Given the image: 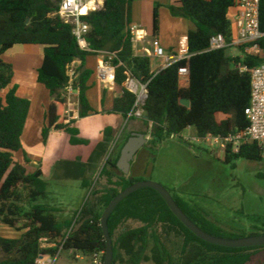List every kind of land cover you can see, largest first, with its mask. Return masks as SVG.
<instances>
[{
	"label": "trees",
	"instance_id": "trees-1",
	"mask_svg": "<svg viewBox=\"0 0 264 264\" xmlns=\"http://www.w3.org/2000/svg\"><path fill=\"white\" fill-rule=\"evenodd\" d=\"M61 1L0 0V226L25 231L19 238H8L0 232V264H36L41 255L55 254L61 247L85 257L98 254L104 261L106 242L101 217L121 191L140 181L136 178V169L141 159L139 155L129 176L118 170L121 149L131 135L125 137L116 155H110L100 173V179L107 180V187L93 190L91 195L98 196L97 203L85 206L81 211L87 218H82L79 226L74 228L71 220L60 221L42 203L49 196L43 163L28 173L31 161L26 153L21 162L15 161V154L23 150L31 101L17 95V87L13 85V66L3 59L6 52L15 46L39 45L44 48L37 80L49 91L51 102L45 116L42 143L46 147L53 132L64 133L73 149L90 145V141L80 137L77 119H69L65 114V89L70 82L68 70L76 61L81 64L76 68L71 87L79 92L80 119L98 114L87 97L95 74L86 66L89 57L107 53L105 59H111L116 67V85L122 87V93L113 100L110 114L118 116L122 123L128 120L137 99L123 86L126 72L148 84V97L143 107L146 129L142 133L150 136V145H157L167 137H179L189 128H195L200 137L210 134L227 136L246 130L249 120L245 110L251 101V74L234 66L241 64L251 70L264 64V39L259 43L262 53L256 56L234 57L229 48L209 50L210 40L217 34L224 35L231 42L233 30L229 16L238 0H179L178 6L168 7L172 16L187 19L195 25L187 35L191 58L158 73L153 72L150 57L134 53L127 30L132 23V0H106L103 10L83 17L90 26L86 40L91 51L79 47L73 26L66 24L57 14ZM159 8L160 5L156 4L154 37L159 32ZM260 23L264 31V0L260 2ZM184 66L189 69L187 88L179 85L178 70ZM182 99L188 100L190 106L182 105ZM116 135L117 130L113 127L105 128L101 141L94 145L92 152H88L87 163L79 158L71 163L60 162L67 173L82 180L84 189L92 187L88 174L93 171L94 162L108 153ZM141 153L150 160L147 150ZM238 159L261 162L264 160V146L247 144L238 154H225L224 162L231 164ZM258 177L264 179V173ZM173 198L206 233L230 239L244 237L229 234L203 214L194 215L195 211L180 197ZM97 206L103 212H96ZM22 221L24 223L19 227ZM128 221L142 225L122 232L115 239L117 230ZM108 226L114 245L113 264H254L255 258L264 253V246L229 248L201 240L181 223L160 194L151 188L139 190L122 201L109 218ZM170 233L183 238L179 249L168 244L166 238ZM254 235L259 234L251 236ZM42 243L55 247L44 249ZM260 264H264V260H260Z\"/></svg>",
	"mask_w": 264,
	"mask_h": 264
},
{
	"label": "rangeland",
	"instance_id": "rangeland-1",
	"mask_svg": "<svg viewBox=\"0 0 264 264\" xmlns=\"http://www.w3.org/2000/svg\"><path fill=\"white\" fill-rule=\"evenodd\" d=\"M136 1L140 2L142 0H132V5ZM167 10L170 11L169 8ZM229 18L232 24L233 36H236L237 28L233 12H230ZM21 48L24 49V46ZM32 48V51L31 48H28L26 54L37 56L33 53V50L37 52V48H40V46L34 45ZM162 48L167 50L163 46ZM229 53L236 55L239 54V51L232 49ZM8 58L10 57L7 56L5 61ZM25 65L27 68L28 61ZM93 78L92 82H97ZM113 92L112 94L116 96L117 92ZM87 97L92 108L98 111L100 103L95 88L89 90ZM145 129L143 118L123 122L116 129L117 138L110 145L107 158L110 155H116L115 153L120 149L125 137L134 132L142 133ZM194 134H196L195 128H189L179 137H167L157 145L147 144L144 146L141 152L147 150L151 158L147 160L144 153L140 154L141 159L136 169V178L140 181H151L162 185L170 192L172 197H180L192 211L194 210V215H205L207 219L218 224L229 234L244 237H250L252 234L264 235V179L258 177L260 173H264V160L251 162L238 159L231 164H225V154L217 147H211L205 142L189 143L183 138ZM41 137L38 140L35 137L28 138L25 136L23 150L15 154V161L17 162L22 161L24 153L27 154L31 161L28 166V173L34 172L43 158L46 162L49 161L51 167H54V160L63 159L61 152L65 149L66 141L62 142L60 136H55L51 139L46 156L43 157L41 153L44 146ZM146 137L149 140L151 139L150 136ZM35 140L37 143H32ZM99 141H101V136ZM95 143H90L84 149L90 152ZM71 151L70 154L73 158L78 150L75 148ZM111 151L113 154L110 153ZM106 159L103 161V165L101 164L102 167L99 165L98 160L94 162L95 167L88 174V178L92 182V187L89 190L82 187V180L76 179L75 175L63 174L66 167L61 164L62 161L56 164L54 168L45 167L49 196L42 203L49 207L60 221L71 220L72 228L79 226L80 220L87 218L84 213L81 214L84 207L97 203L98 196L91 195L92 191H100L107 187V180L100 179V173L106 164ZM148 167L149 169H147ZM95 208L96 212H103L98 206ZM23 223L22 221L19 227ZM141 225V223L135 221L124 223L117 230L115 239L122 232L138 228ZM0 232L8 238H19L25 231L0 226ZM166 239L168 244L175 249H179L183 244V238L173 233H170ZM42 247L44 249L52 248L46 243H42ZM51 255L54 256V254ZM60 255L61 257L56 264H92V256L85 257L82 254L64 250ZM78 255L80 256L77 259ZM260 260H264V253L255 258L254 264H260Z\"/></svg>",
	"mask_w": 264,
	"mask_h": 264
},
{
	"label": "built area",
	"instance_id": "built-area-1",
	"mask_svg": "<svg viewBox=\"0 0 264 264\" xmlns=\"http://www.w3.org/2000/svg\"><path fill=\"white\" fill-rule=\"evenodd\" d=\"M106 0H62L59 6L58 15L66 23L73 26V34L77 39L79 47L84 51H91L86 37L90 31V26L83 17L92 12L101 11L105 7ZM260 2L261 0H238L235 8L236 36L228 42L224 35L217 34L210 40V51L223 49H236L239 51V57L245 55H260L262 53L260 41L264 39V31L260 23ZM128 32L131 35L133 45H137L145 40L147 35L138 25H129ZM152 49H144L142 56L154 57L165 61V68L182 61H189L191 54L189 52L188 38L180 42L177 53L168 54L156 42H152ZM104 52L102 61L97 68L98 78L108 88L113 89L116 85V67L112 64L111 59H105ZM236 57V56H235ZM122 65V64H120ZM242 72L251 74V101L245 110V115L249 120V127L240 132L231 133L227 136L207 135L206 137L194 135L183 137L189 143H208L211 147H217L224 154H238L242 147L247 144L256 143L264 146V64L259 65L251 70L241 64L234 66ZM180 80L189 79V69L187 66L180 67L178 70ZM70 82L65 89L66 111L65 114L69 119L79 117V92L71 87L76 76V67L73 65L68 70ZM127 79L124 87L135 94L137 99L134 109L128 116L130 118H144V105L148 97V84L138 81L131 72H126ZM78 98V100H77ZM49 247H55L53 244H47ZM63 248L53 255H41L36 264H56L60 258ZM78 258V256H77ZM92 264H103L101 256L95 254L92 256Z\"/></svg>",
	"mask_w": 264,
	"mask_h": 264
},
{
	"label": "crops",
	"instance_id": "crops-1",
	"mask_svg": "<svg viewBox=\"0 0 264 264\" xmlns=\"http://www.w3.org/2000/svg\"><path fill=\"white\" fill-rule=\"evenodd\" d=\"M159 4V32L154 37L153 35V14L155 5ZM179 0H142L136 1L132 5V15L131 20L133 25H138L142 30L143 34L147 35L145 40L137 45H134V53L136 56H142L144 49H152V42H156L160 47H164L168 54L177 53L180 42L183 39H187L188 32L192 30L195 25L184 18L174 17L170 14V11L167 10L170 6H178ZM233 17L235 18L236 11H233ZM235 35V34H234ZM235 37V36H234ZM30 46V47H28ZM34 45H25L24 49L20 47L23 46H15L8 52H6L3 56L5 61L6 57L8 58L5 62L9 63L13 66L14 69V77H13V85L17 87V95L21 98L28 99L31 101V110L28 116V120L26 122V126L24 129L23 140L25 136L28 138L35 137L36 139H40L42 136V130L44 126L45 116L48 110V107L51 102V97L49 91L38 83V69L41 67L43 63L44 57V48L40 46L37 48V52L33 50V53L37 54L31 55L26 54L28 52V48H31ZM39 46V45H38ZM19 48V49H18ZM240 54L232 55L239 56ZM152 61V70L155 73L160 72L165 68V61L163 59H156L154 57H150ZM103 56L98 55L94 57H89L86 61L87 68L94 71L93 78L97 82L90 81L91 89L95 88L97 99L100 103V108L97 111L98 114L91 115L89 117L80 119L77 118V127L80 130V137L90 141V143H95L100 140L101 133L107 127H113L117 129L122 122L119 117L113 114H110V110L112 107V102L115 98L119 97L122 93V87L115 85L113 89H108L102 81L98 78L97 68L99 63L102 61ZM28 61V66L26 68V63ZM20 62V63H19ZM30 62V63H29ZM75 67L80 66V62H74ZM25 65V66H24ZM179 85L181 88H187L189 86V79L183 78L179 81ZM90 89V90H91ZM113 91L117 92L116 96L113 95ZM89 92V91H88ZM87 92V93H88ZM78 100V98H77ZM55 136H60L62 142L66 141L65 149L62 150V158L60 160H54V167L56 164L62 161V163L67 162H75L78 158L81 159L83 163L88 161L89 153L84 147H78V153L71 157L70 152L72 153L71 145L69 144V137L64 133L53 132L49 138L48 144L45 148L43 147L41 156L45 157L46 152L51 143V139L55 138ZM42 138V137H41ZM33 141V140H32ZM42 141V139H41ZM24 142V141H23ZM37 143L35 140L32 143ZM40 143V142H39ZM38 143V146H39ZM96 144V143H95ZM111 147V146H110ZM75 149V148H74ZM82 149V150H81ZM108 153L98 159L99 165H103V161L107 158L110 149L108 148ZM40 152V151H39ZM92 152V150H91ZM112 154V151L110 152ZM110 157V156H109ZM106 159V161L109 159ZM43 163V167L50 168L51 164L46 160L41 161ZM50 165V166H47ZM101 165V167H102ZM51 167V168H54ZM63 174H68L66 171H63ZM47 177L45 171V178ZM80 255H78L79 257ZM61 257V256H60ZM78 259V258H77ZM85 259V258H84Z\"/></svg>",
	"mask_w": 264,
	"mask_h": 264
},
{
	"label": "water",
	"instance_id": "water-1",
	"mask_svg": "<svg viewBox=\"0 0 264 264\" xmlns=\"http://www.w3.org/2000/svg\"><path fill=\"white\" fill-rule=\"evenodd\" d=\"M180 103L186 107L190 106V102L186 99H182ZM149 139L145 134L140 132H134L131 134L125 145L122 147L120 157L117 163L118 170L125 176L130 175L132 163L139 151L148 144ZM107 162V161H106ZM151 188L157 191L160 196L164 199L166 204L172 213L187 227L193 234L199 237L201 240L210 244L229 247V248H248V247H259L264 246V235H254L243 238H222L210 235L203 231L198 225H196L179 207L170 192L162 185L151 181H139L121 191L113 201L107 206L101 217V227L106 242V251L104 254L103 264H113L114 260V245L109 232L108 221L117 206L124 201L131 194L145 189Z\"/></svg>",
	"mask_w": 264,
	"mask_h": 264
},
{
	"label": "flooded vegetation",
	"instance_id": "flooded-vegetation-1",
	"mask_svg": "<svg viewBox=\"0 0 264 264\" xmlns=\"http://www.w3.org/2000/svg\"><path fill=\"white\" fill-rule=\"evenodd\" d=\"M141 150H142V149H141ZM141 150L139 151V153H138V154H137V156L135 157V160H134V162H133V163H135V162H136V159H137V157H139ZM133 163H132V164H133ZM131 169H132V167H131Z\"/></svg>",
	"mask_w": 264,
	"mask_h": 264
}]
</instances>
